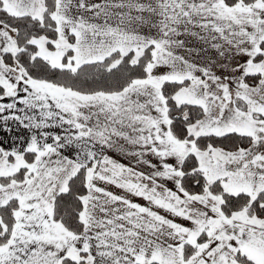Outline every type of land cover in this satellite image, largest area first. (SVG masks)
<instances>
[{"label":"snow or ice","instance_id":"snow-or-ice-1","mask_svg":"<svg viewBox=\"0 0 264 264\" xmlns=\"http://www.w3.org/2000/svg\"><path fill=\"white\" fill-rule=\"evenodd\" d=\"M0 264H264V0H0Z\"/></svg>","mask_w":264,"mask_h":264},{"label":"trees","instance_id":"trees-1","mask_svg":"<svg viewBox=\"0 0 264 264\" xmlns=\"http://www.w3.org/2000/svg\"><path fill=\"white\" fill-rule=\"evenodd\" d=\"M127 73H117V76H109L106 73L89 71L81 77L80 86L87 88L114 87L117 84V77H122Z\"/></svg>","mask_w":264,"mask_h":264},{"label":"crops","instance_id":"crops-1","mask_svg":"<svg viewBox=\"0 0 264 264\" xmlns=\"http://www.w3.org/2000/svg\"><path fill=\"white\" fill-rule=\"evenodd\" d=\"M117 159H119V157H116ZM126 162V161H125ZM141 203H143V201H140Z\"/></svg>","mask_w":264,"mask_h":264}]
</instances>
